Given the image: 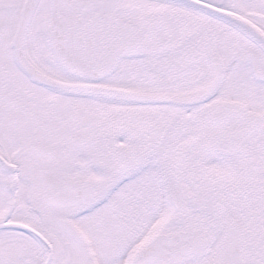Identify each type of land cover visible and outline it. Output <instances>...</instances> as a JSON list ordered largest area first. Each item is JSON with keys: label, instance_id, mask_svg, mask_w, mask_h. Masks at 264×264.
I'll use <instances>...</instances> for the list:
<instances>
[{"label": "snow or ice", "instance_id": "obj_1", "mask_svg": "<svg viewBox=\"0 0 264 264\" xmlns=\"http://www.w3.org/2000/svg\"><path fill=\"white\" fill-rule=\"evenodd\" d=\"M0 264H264V0H0Z\"/></svg>", "mask_w": 264, "mask_h": 264}]
</instances>
